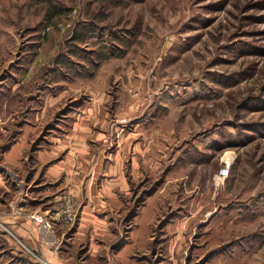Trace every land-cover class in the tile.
<instances>
[{
    "label": "rangeland",
    "instance_id": "374dc122",
    "mask_svg": "<svg viewBox=\"0 0 264 264\" xmlns=\"http://www.w3.org/2000/svg\"><path fill=\"white\" fill-rule=\"evenodd\" d=\"M89 105L101 172L77 159L53 173ZM3 106L0 202L51 249L0 219V264H264V0H0ZM96 183L117 199L96 206L112 232L91 240ZM148 203L147 237L124 256ZM38 214L57 243H41Z\"/></svg>",
    "mask_w": 264,
    "mask_h": 264
},
{
    "label": "crops",
    "instance_id": "0c3cea01",
    "mask_svg": "<svg viewBox=\"0 0 264 264\" xmlns=\"http://www.w3.org/2000/svg\"><path fill=\"white\" fill-rule=\"evenodd\" d=\"M4 106L2 107V110L0 111V125L1 123H6V121L9 118V116L7 117L2 116V114L4 113V109H5ZM95 107L94 105H89L87 109L88 113L87 115H85V116H89V118L87 120H81V118L78 119L77 121H75V124L73 123L74 124L73 127L71 128L69 132L66 133L65 136L59 137L58 138L59 140L58 139L56 140V143L58 142L62 143L63 146L72 144L73 147L69 150L70 154L69 156H67L66 159H63V162H60V164H56L55 166H53L54 164L50 165L53 167L49 166L50 168L48 169L50 171H52L53 173H58L60 170H62L61 168L67 167L68 173H70L72 169V165H73L72 161H75L78 159L79 161L80 160L82 161L83 163L82 166L88 164L87 168L90 165L97 163V165L94 166L93 168V173H92L93 175L96 174L97 176V174L101 172L103 165L99 163H101L100 162L101 157L103 155L105 156V154L102 153L101 157L97 155L95 158H94V154L92 153V151H90V155L85 154V152L88 151V149L90 150V147L89 145H87V142H86V140H88L87 136L90 132L94 131L93 127H95L94 124L96 120L92 116L93 112H91V111H95L96 109ZM8 109L9 111L13 112V110H11L10 108ZM100 123L105 124V122H100ZM4 132L5 130H3L2 127H0V137L1 135H3ZM94 134H96L97 137L99 136L103 138L105 137L104 132L95 131ZM25 143L26 142H24V138H22L21 141L12 142V144L7 149H5V152L3 154L4 159H6L7 161H9V163H12L14 165L19 162L21 163L20 154L22 150L24 149L23 146L25 145ZM79 143H81L80 146H78ZM57 149L58 148H56L55 152H57ZM49 151H46V152H49ZM47 156H51V155L48 154ZM90 157L92 159H90ZM93 175L90 176L88 180H92ZM3 178L4 177L0 173V188L3 184L7 186ZM86 185L87 187L85 186V190L89 192L90 200L87 204L84 205V210H83V215H82L83 217H82L81 223H83L85 219V223L87 225L88 223L91 224V227L93 228L92 234H94L91 240H95L96 238L95 231L99 230L100 232L105 233V234H109L112 232L111 228L108 226L109 221L106 219L105 216L101 215L102 213L101 211L99 212L96 210V206L102 209L104 208L103 205L106 203L105 199L107 200L108 197H111L114 200H116L117 196L115 195V192H113V187L115 186L114 183L106 184V186L104 184L103 185L101 184L99 186L97 185V183L96 185L94 184H86ZM34 189L35 188H33L32 191H35ZM149 203L146 204L141 210V212L137 215L139 224H137L135 228L131 231L132 240L127 242L120 248L121 249L120 252L124 256H126V253H130V250L136 249L137 246L142 245L143 241L147 237L146 236L148 234L147 230L149 229L148 220L151 216L150 210L152 208V205ZM3 208H4V205L2 206L0 202V219L6 222L7 224H10L18 232V234L26 240L28 244L36 248L39 253H42V251H44V253L46 254L47 250L51 249V247L47 249V247H43L40 245V243L38 242L37 231L35 230L30 219L22 217V216L19 217V216L9 215L4 212ZM55 256L56 257L53 256L55 260L52 259V256H51V260H54L53 262L56 261L58 263L59 262L63 263L61 258L57 254ZM123 259L126 260V257Z\"/></svg>",
    "mask_w": 264,
    "mask_h": 264
},
{
    "label": "built area",
    "instance_id": "2783aa9c",
    "mask_svg": "<svg viewBox=\"0 0 264 264\" xmlns=\"http://www.w3.org/2000/svg\"><path fill=\"white\" fill-rule=\"evenodd\" d=\"M229 172V165L226 163L223 165L219 170V176L225 177L228 175ZM70 209L68 210V212ZM68 216L72 219H74L73 215L71 213L68 214ZM37 218L39 220L38 227L41 232V243L44 245H51L58 242V237L55 234V231H53L52 224L49 223V220L45 219L41 214L37 215Z\"/></svg>",
    "mask_w": 264,
    "mask_h": 264
},
{
    "label": "bare ground",
    "instance_id": "6f19581e",
    "mask_svg": "<svg viewBox=\"0 0 264 264\" xmlns=\"http://www.w3.org/2000/svg\"><path fill=\"white\" fill-rule=\"evenodd\" d=\"M231 159H232L231 155H228L224 160L230 162Z\"/></svg>",
    "mask_w": 264,
    "mask_h": 264
}]
</instances>
